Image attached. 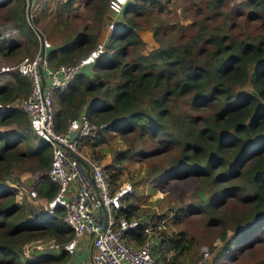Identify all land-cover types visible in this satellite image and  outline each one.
I'll return each mask as SVG.
<instances>
[{
	"label": "trees",
	"instance_id": "obj_1",
	"mask_svg": "<svg viewBox=\"0 0 264 264\" xmlns=\"http://www.w3.org/2000/svg\"><path fill=\"white\" fill-rule=\"evenodd\" d=\"M49 1L39 3V15L34 12L29 23L25 0H0V7L5 8L1 16L18 27L28 51L37 43L35 30L54 35L69 25L74 0H64L48 10ZM223 2L205 0L204 8L193 19L187 15L175 21L156 18L149 25L154 45L145 48L146 40L134 18L148 16L154 5L160 11L163 2L126 0L91 68L80 70L66 87L54 92L57 130L64 129L82 109L92 120L106 122L104 133L88 140L95 155L101 154L94 146L106 139L107 130L124 137V147L113 150L115 169L126 159L177 149L158 176H199L206 196L199 204L179 207L172 221L176 223L185 211L209 212L221 206L235 217L233 231L213 260L226 254L235 258L264 239V32L233 31L236 24L221 7ZM108 3L85 0L89 21L85 19L81 29L75 28L48 49L49 64L76 62L87 55L98 39ZM237 7L242 11L247 8L250 19L261 17L264 22V0H243ZM42 15H47L46 23L41 22ZM21 41H1L0 52L10 53ZM248 81L252 89L235 88ZM28 90L27 76L18 71L12 80L0 83V125L14 123L16 127L13 131L0 129V264L61 263L71 254L64 248L38 249L33 257L24 254V244L32 238L50 235L63 242L73 230L61 205L52 212L34 209L28 201L15 200L16 189L5 183L10 167L17 162L30 161L28 167L44 169L51 159L50 143L32 131L26 112L17 105L1 106L24 98ZM152 168L147 175L158 169ZM109 173L114 182L118 171ZM36 181L38 193L46 200L55 195L57 184L46 173ZM134 193L135 187L121 197L124 206L116 209L119 214H148L137 210ZM230 197L242 200L247 207L233 211L231 203L226 205ZM222 220L210 216L213 224ZM156 234L158 264H181L182 254L192 248L194 237L185 228L174 231L166 225L157 228ZM128 237L142 241L144 233L130 230ZM252 264H264V258Z\"/></svg>",
	"mask_w": 264,
	"mask_h": 264
},
{
	"label": "built area",
	"instance_id": "obj_2",
	"mask_svg": "<svg viewBox=\"0 0 264 264\" xmlns=\"http://www.w3.org/2000/svg\"><path fill=\"white\" fill-rule=\"evenodd\" d=\"M125 2L109 0V11L119 13ZM33 5L32 0H25L29 23L34 14ZM107 23L109 29L114 28L116 18H109ZM18 33V27L12 23L1 24L0 42L8 41ZM107 33L80 60L53 65L47 59V51L53 44L45 34L36 30L37 44L34 53H30L32 55H25L15 62L0 63V75L3 74L0 80L7 75L6 80H12L15 71L29 80V90L20 103L1 106L11 104L21 107L26 112L31 129L50 143L51 159L46 174L57 184V191L46 200L45 208L52 212L53 207L61 205L63 217L73 230L72 236L64 242L39 240L26 246V250L34 246L39 250L53 251L64 248L72 253L80 239L87 236L91 244L92 264H158L155 258L158 244L156 232L157 228L165 226V219L154 212L141 217L119 214L116 209L124 206L121 197L131 191L132 185L129 182H112L109 163L84 148L88 140L104 133L106 122L92 120L82 109L69 119L64 129L57 130L54 125L55 89L66 87L77 72L92 64L103 51ZM40 175L36 172L38 179ZM24 191L30 198L37 195V190L30 187L22 189L21 197ZM130 230L143 232L142 241L129 238ZM208 255L209 251L204 250L203 256Z\"/></svg>",
	"mask_w": 264,
	"mask_h": 264
},
{
	"label": "rangeland",
	"instance_id": "obj_3",
	"mask_svg": "<svg viewBox=\"0 0 264 264\" xmlns=\"http://www.w3.org/2000/svg\"><path fill=\"white\" fill-rule=\"evenodd\" d=\"M64 0H50L48 3V10L50 7L54 9L56 5L61 4ZM163 2V8L158 11V8L154 5L149 10V15L145 14L144 16H136L134 21L138 23L137 28L140 30L141 35L146 40V47L154 45V40L152 39L151 27L152 23L156 18H162L167 21H175L181 19L184 15L189 17H197L200 14L199 11H202L204 8L205 0H161ZM243 0H225L222 4V8L229 11L231 19L236 24L233 28V31H237L238 34H243L244 32H264V22L261 17H256V19H250L247 15V8L238 10V3ZM202 8V9H201ZM4 7H0V25L7 24L9 21H5L2 13ZM239 12H241L239 14ZM35 14L38 16V9L35 11ZM55 13L52 14L54 16ZM90 11L85 5V0H74L72 4L71 15L69 17V25L63 30L58 29L54 34L48 35V32L45 33V36L54 44L56 41H61L66 34L72 33L75 28H82V25L86 24V20L90 19ZM118 13L113 14L109 10L102 17L100 34L98 39H101L106 32H110L111 29L108 27V20L111 17L117 19ZM217 16H215L216 20ZM47 15H42L41 22L46 23ZM56 19V18H55ZM86 19V20H85ZM122 19V17H121ZM53 29V28H51ZM190 29L187 30V33ZM187 36V34H186ZM169 37V34L168 36ZM22 40L20 46L13 49L8 54H2L0 52V63L15 62L20 60L25 55H32L29 53H34L36 44L31 46L32 50L28 51L24 47V38L18 34L14 35L9 39V42L12 40ZM97 39V40H98ZM91 65L83 68L89 70ZM3 75V74H1ZM0 75V76H1ZM8 76V75H7ZM7 76H3L0 81H7ZM1 83V82H0ZM235 88L240 90H250L252 89L250 81L243 85H237ZM23 99L19 98L16 103H20ZM56 106V103H55ZM15 124H3L0 125V129L6 131H13L15 129ZM33 131V130H32ZM106 139L101 142L99 145H95L94 148L99 149L101 152L100 155H95L93 153V145L89 142L84 146L89 152L94 156L101 158L107 161L110 165L111 171H118V176L115 179L116 184H121L123 182H129L133 187H135V197L136 202H138L137 210L140 214L147 213H162L166 215L163 218L165 219V225L169 230L177 231L179 229H187L189 233L194 237V242L192 248L185 253L181 259V264H252L253 262L264 258V239L255 242L252 246L246 247L241 254L232 259L226 255H221L215 260L212 258L218 253L220 246L223 244V241L229 237L233 231L231 226L234 224L235 217L229 216V209L225 206H221L216 210L204 212L197 211L193 214L188 212L180 214L178 221L173 222V215L175 212L178 213L179 207L186 208L187 203L199 204L198 202L206 196L205 190L202 188L201 177L189 175L182 178L169 179V177L158 176L160 175L161 169L164 168V165L168 164V161L176 155L177 149L175 147L168 148L167 150L160 151L150 156L142 159L131 158L126 159L122 162V166L118 169H115L113 164V150L116 148L124 147L125 139L124 137L117 133L115 130H107L105 132ZM103 157V158H102ZM30 161L23 162V164H14L10 167L9 173L5 178V183L9 187L15 188V200L18 202L28 201L31 203L32 208L42 211H47L45 208L46 199L44 196L38 193L37 181L35 180L36 172L38 175L41 173H46L47 167L44 169H33L28 167ZM152 167H158L153 174L147 175L149 169H154ZM38 179V177H37ZM34 188L37 190V195L35 197H28L24 191L22 197V189ZM24 203V202H23ZM231 203V209H245L247 207L244 202L238 198L230 197L228 198V205ZM222 209V210H221ZM221 210L220 213H218ZM50 212V211H48ZM180 213V212H179ZM134 215V214H133ZM222 217V223L213 224L210 221V216ZM53 239L58 241L56 237L50 235H44L37 238H32L27 244H24V254L28 257H33L35 251L38 250L36 247L32 246L26 250V246H31L37 241H47ZM78 248L74 250L68 257L61 263L58 261H52L51 264H84V255L85 251H82L84 243L82 238L80 239ZM64 242V241H63ZM209 251V255L204 257L203 251ZM42 251V250H39ZM87 251V249H86ZM170 251L168 250V253ZM167 253V251H166ZM87 256V255H86ZM88 257V256H87ZM85 264H88L87 262Z\"/></svg>",
	"mask_w": 264,
	"mask_h": 264
},
{
	"label": "crops",
	"instance_id": "obj_4",
	"mask_svg": "<svg viewBox=\"0 0 264 264\" xmlns=\"http://www.w3.org/2000/svg\"><path fill=\"white\" fill-rule=\"evenodd\" d=\"M43 0H32L33 2V7H34V10H37L39 7H37L39 5V3H41ZM33 10V12H35ZM103 38V37H102ZM81 241V240H80ZM82 242L84 243L83 247H82V251H85V255H84V264L87 262L88 264H92L91 263V259H90V251H91V244H90V241L89 239L87 238V236L83 237L82 238ZM87 249V251H86ZM88 257H87V256Z\"/></svg>",
	"mask_w": 264,
	"mask_h": 264
},
{
	"label": "clouds",
	"instance_id": "obj_5",
	"mask_svg": "<svg viewBox=\"0 0 264 264\" xmlns=\"http://www.w3.org/2000/svg\"><path fill=\"white\" fill-rule=\"evenodd\" d=\"M36 31V30H35ZM38 31V30H37Z\"/></svg>",
	"mask_w": 264,
	"mask_h": 264
},
{
	"label": "water",
	"instance_id": "obj_6",
	"mask_svg": "<svg viewBox=\"0 0 264 264\" xmlns=\"http://www.w3.org/2000/svg\"><path fill=\"white\" fill-rule=\"evenodd\" d=\"M38 32V31H37Z\"/></svg>",
	"mask_w": 264,
	"mask_h": 264
}]
</instances>
